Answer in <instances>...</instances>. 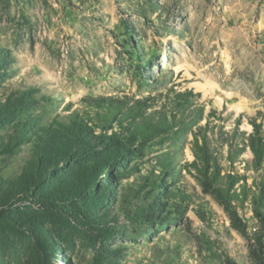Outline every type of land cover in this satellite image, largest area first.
Segmentation results:
<instances>
[{
  "label": "rangeland",
  "instance_id": "rangeland-1",
  "mask_svg": "<svg viewBox=\"0 0 264 264\" xmlns=\"http://www.w3.org/2000/svg\"><path fill=\"white\" fill-rule=\"evenodd\" d=\"M172 88L197 94L204 118L177 114L172 132L129 143L121 164L108 162L126 141L90 119L91 100L128 109L154 98L148 115ZM5 108L13 114L0 119V264H264V227L250 206L239 210L240 233L186 169L192 133L208 123L223 172L254 176L243 170L248 150L225 161L226 140L237 120L238 135L251 133L252 118L264 129V0H0ZM76 116L88 129L69 124ZM107 139L116 145L107 149ZM79 144L97 156L70 158ZM50 160L36 196L4 201L13 182L34 181L37 161Z\"/></svg>",
  "mask_w": 264,
  "mask_h": 264
},
{
  "label": "trees",
  "instance_id": "trees-1",
  "mask_svg": "<svg viewBox=\"0 0 264 264\" xmlns=\"http://www.w3.org/2000/svg\"><path fill=\"white\" fill-rule=\"evenodd\" d=\"M20 94L22 95V93ZM23 94L24 97L27 96L26 93ZM158 97L162 102L159 110H154L148 115H146L147 110L152 108L154 103L158 100L154 98L138 100L128 109H125V103L114 99L99 98L91 100L92 102L89 107L95 112L90 119L105 128H115L117 126V128L120 129L118 137L126 141L119 146V144H115L114 140L107 139V149L116 145L114 151L107 156L109 157L108 162L121 164L125 156L131 153L129 151V143H132V146L136 141L145 144L172 132L175 128L173 126V121L177 114H181V118H183L184 113L191 109L195 121L199 122L204 118L203 108H199L196 111L193 108V104L197 100L198 95L192 90L178 92L172 88L163 94H159ZM21 99V101H24V98ZM10 114H13V110L9 108L0 110V119L8 117ZM88 115L89 114H86V117H89ZM78 120L76 116L69 124H75L79 127L88 129L87 123H90L89 121L78 122ZM257 121L256 118L249 119L248 124L251 126V133L246 134L241 132L238 135L236 131H238L241 123L237 120L235 132L230 134L226 140L227 156L225 161L228 162L230 166L239 162L240 157L246 150L250 152L251 159L249 162L244 161L245 166L243 168L244 171L252 172L254 175L250 183L247 174L238 175L234 172H223L216 150L211 147L210 140L206 135L205 129L208 123H206V126H197L196 130L192 133L190 150L193 160L186 164L187 171L193 173L198 181L218 198L224 211L231 219L232 227L240 233L246 231V226L239 216V210L244 209L245 205L250 206L253 217L264 227V129L263 125ZM75 138L77 141L83 139L82 137ZM83 145L85 144H79V150L77 151L76 148L74 150V153L77 151V154L69 153V157H77V159H80L79 161H82L81 159H84L86 155L89 157H92V155L97 156V154H91L90 147L84 148ZM2 148H6L3 143L0 144V149ZM6 152L7 151L3 149L0 155ZM56 161H58V159H56ZM240 161L243 162V160ZM52 162L53 161L50 160V162L45 165L37 161L36 167L34 165L32 166V168H37L39 166L37 169L38 173H35V180L33 181L31 179L33 176L32 174L18 178L21 182H13L11 188L9 187V191L6 193L2 192L1 195L4 197V201L19 196L22 194L23 190L30 191L31 196H36L40 184L37 179L39 181H44L41 174L43 172L42 170L50 169L52 167ZM2 183L5 184L3 181ZM20 183L22 184L21 186ZM48 201L54 204L57 203V201L52 199H48ZM61 202L63 201H60V203ZM60 203L58 206H61ZM63 203L65 205L60 207L62 213L65 215L74 213V208H72V206L67 205L68 203Z\"/></svg>",
  "mask_w": 264,
  "mask_h": 264
}]
</instances>
